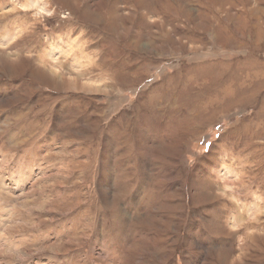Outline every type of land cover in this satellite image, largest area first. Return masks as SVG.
I'll return each mask as SVG.
<instances>
[{
  "label": "rangeland",
  "instance_id": "374dc122",
  "mask_svg": "<svg viewBox=\"0 0 264 264\" xmlns=\"http://www.w3.org/2000/svg\"><path fill=\"white\" fill-rule=\"evenodd\" d=\"M0 264H264V0H0Z\"/></svg>",
  "mask_w": 264,
  "mask_h": 264
}]
</instances>
